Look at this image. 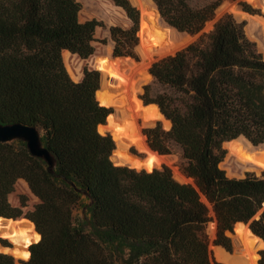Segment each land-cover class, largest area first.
Returning a JSON list of instances; mask_svg holds the SVG:
<instances>
[{"label":"trees","instance_id":"16d2710c","mask_svg":"<svg viewBox=\"0 0 264 264\" xmlns=\"http://www.w3.org/2000/svg\"><path fill=\"white\" fill-rule=\"evenodd\" d=\"M113 1L132 22L111 27L113 55L139 60L140 15L150 0H141V13L129 0ZM220 3L167 14L171 27L197 38L149 70L180 96L150 98L148 86L142 95L172 122L167 130L145 128L148 144L160 155L171 152L169 141L182 145L191 184L179 182L166 165L137 169L112 161L115 141L99 131L113 112L96 97L100 72L85 69L75 82L62 56H92L102 22H80L78 0H0V123L38 128L56 161L52 167L33 156L23 140L0 141V218L22 219L12 196L21 179L40 199L26 217L41 239L21 264H224L212 257L207 228L213 220L215 245L228 251L227 233L238 222L250 223L264 241V173L236 178L221 168L226 142L247 141L264 154V28L249 22L260 52L245 22L232 14L206 31ZM241 6L254 13L249 4ZM86 8L111 23L106 6L86 0ZM102 56L112 57L110 46ZM156 105V111L142 107L159 114ZM26 202L22 196V206ZM259 253L264 264V248ZM0 264L17 262L0 252Z\"/></svg>","mask_w":264,"mask_h":264},{"label":"rangeland","instance_id":"374dc122","mask_svg":"<svg viewBox=\"0 0 264 264\" xmlns=\"http://www.w3.org/2000/svg\"><path fill=\"white\" fill-rule=\"evenodd\" d=\"M78 1L82 5V9L79 13L80 22H85L91 19H97L98 21L102 22V26L96 28L95 35H94L95 39L93 42V45L95 47V52L92 56H90L87 59H83L79 57L77 54H72L69 52L70 55L66 57L65 56L66 52L65 51L63 52L62 56H63L66 69L70 77L75 82H79L82 80L85 69L97 70L100 72V75L103 76L104 71L97 67V62H98L99 57H108V56H102L104 54L106 47L108 46L111 47V56L115 58V56L113 55L114 41L111 36V27L120 26L122 28H129L132 25V22L127 16V13L125 12V10L122 7L118 6L113 0H93V1H96L101 7L102 6L107 7L106 12L108 13V17L111 20V23H107L105 20H102L99 17L93 15L92 13H89L88 9L86 8V0H78ZM129 1L132 5H134L131 0ZM151 1L149 3L147 13L144 16H147L149 18L152 28H149V26L144 20L142 21V24H141L142 37H140L139 45L136 48V51L138 49L137 53L140 57L139 63L133 61L135 66H132V67L134 68L129 66L123 71L120 69L118 65V71L122 73H124L125 71L124 74L129 75L128 79H126L127 81L126 80L125 81L123 80V82L119 81L113 74L108 73L106 76V80H105V86L102 85L103 92H107L114 97L121 98L122 100V104L111 106L114 115L112 117H109V123H107L110 126L109 130L111 131L112 137H114L113 138L114 141L116 137V129L118 128V126H115L116 125L115 118L122 117L123 115L122 110L128 109V111L132 110L131 113L134 114L132 118L134 122L136 121L135 123L140 128L141 130L140 133L145 137V144L149 149H152V148L148 144L147 136L144 134V129L149 128V127H156L158 124H161V126L167 130L169 128V125L165 123L164 118L160 114L159 110L158 112L160 115L156 112L157 114L156 113L152 114L151 117H148L150 121H147L145 120V118H143L144 116L140 115V111L133 109L131 107L132 101H131L130 94H129V89H130L129 84H132L136 88V90H134L133 92L135 93L136 97L141 101L142 104L145 103L144 99L142 98V95L145 93L146 86H148V89L150 92V98H155L157 95L163 94V93H168L172 96H180V93H178L174 88H172L171 86L162 84L155 77H152L149 74L148 70L151 67L153 62L163 57H166L168 55H172L178 50L186 47L187 45L195 41L197 36H193L188 33H182L173 28H169L166 24L165 18L168 13L174 10L196 9L205 4L214 2L216 0H151ZM243 2L250 5L252 10L254 11L253 14L244 11L243 7L241 6V3ZM226 3H228L229 5H233L234 8H236L237 10L231 11L229 9H224L218 12L219 9ZM134 6L137 7L138 5H134ZM225 14H232L237 21L245 22L246 27L249 31L247 35L252 41L256 43V47L258 51L260 52L259 44L256 41L258 38L257 33L254 30L253 24L250 23L252 25L251 27V25H249V22L258 24L259 26L264 28V23H263L264 22V10H262L259 6L252 4L250 0H221V3L216 10L215 18L207 24L205 30L210 31L213 28L215 22L219 20L221 17H223ZM259 19H263V22H261ZM160 32H163V33L161 35L160 40H157L156 36ZM167 33H168V39L166 36ZM141 43L144 44V46L147 48V50L149 49L148 51L150 52V53L148 52V55L150 56V59H149L150 64L146 68H144L143 66V61H144L143 55L139 49ZM150 54H153L152 57ZM95 57H97L95 60L96 66L94 65ZM131 71L133 72L132 74H131ZM144 72L146 73L148 77V80L146 81L143 79ZM154 105L156 104L153 103L147 106H151L152 110L156 111ZM246 139L248 141H251L247 137ZM168 146L171 152L167 155H163L167 157L166 161L160 164L159 165L160 167L159 166H156V167L161 168L163 165H166L172 170L174 177L179 182L194 184L191 178L189 177V173L187 171L188 164H186V161L184 159L183 152H182L180 145L176 144L173 141H169ZM224 148L226 149V155L221 164V168L226 172V174L229 177L241 178V177H244L247 173H255L258 176L263 175L264 173V154L257 153L254 147L251 146L247 141H244L241 143L226 142L224 144ZM127 151L132 156H135V155L138 157L148 156L146 151L139 149L135 145H130ZM116 156H117L116 153H114L112 157V160L114 161V163H117L115 160ZM126 165L129 166L128 164ZM12 194H13L12 195L13 197L17 198L16 205L14 206L21 207L23 211L22 215L19 216V218L27 220L28 218L26 217V214L29 211L34 210L35 206L38 203H40V199L32 193L28 183L23 179L17 182L15 186V190L14 192H12ZM22 196H25L27 198V202L25 206H22V203H21ZM210 215L213 216V214H210ZM255 218H258V217L256 216ZM210 230H213V234H211ZM1 232L2 231L0 229V239H1L2 245H4L5 249H12L13 246L16 245V242H14L10 238L2 236ZM207 233L209 237V244H210L211 250H212L211 246L222 247L219 245H215V239H216V234H217V224L215 220L209 223L208 228H207ZM227 235L231 238L233 253L234 254L237 253V250L241 252L243 250V243L241 242L242 239L240 235L237 233V236H233L229 234V232L227 233ZM249 245L251 249L255 251L256 260L257 262H259L260 258L257 254L264 248V246L263 247L258 246L256 242L255 243L251 242L249 243ZM222 248L225 250L224 247ZM4 251L5 250L0 249L1 253H7V254L12 255L15 259H19L17 256H14L11 252H4ZM214 256H215V253H214ZM215 258L218 262H221L220 260H218L216 256ZM24 260H27V259H24Z\"/></svg>","mask_w":264,"mask_h":264},{"label":"bare ground","instance_id":"6f19581e","mask_svg":"<svg viewBox=\"0 0 264 264\" xmlns=\"http://www.w3.org/2000/svg\"><path fill=\"white\" fill-rule=\"evenodd\" d=\"M131 1L134 5H138L137 7L139 9H142L141 0H131ZM250 2L254 5L259 6L262 10H264V0H250ZM224 9H229L231 11L237 10L236 8H234L233 5H229L228 3H226L219 9L218 12ZM259 20L263 22V19H259ZM139 35L142 36V31L140 32ZM139 49L143 55V60H144L143 66L144 68H146L150 64V60H149L150 56L148 55V51L145 48L144 44L141 43ZM122 62H123L122 60L115 59L114 57H99L98 62H97V67L104 71V76H107L108 73L113 74L119 81L123 82V80L125 81L126 79H128L129 75L124 74L125 71L124 73L118 71V65L120 66ZM129 65L131 67L135 66L133 63V60L129 61ZM132 73L133 72L131 71V74ZM143 79L145 81L148 80V77L145 72L143 74ZM129 87H130L129 94H130V98L132 101L131 107L133 109L140 111L141 116H144L145 118L150 117L152 115V110L146 107H142L143 105L141 101L136 97L135 93L133 92L134 90H136V88L132 84H129ZM99 98H100L99 100L101 104L106 105V106L122 104L121 98L114 97L107 92H101ZM131 111H128V109H123L122 117L115 118V121H116L115 126H118V128L116 129L115 140L119 142L118 143L119 148L115 152L117 155L115 157V160L117 162H120L119 164H128L129 166L137 168V169L139 168L141 169L143 167L147 169H152L153 167L159 166L160 164L166 161L167 157L160 155L159 153L155 151H152L146 146L145 137L140 133L141 130L138 127V125L135 123L136 121L134 122L132 118L134 114L131 113ZM109 117H112V116H109ZM99 129H100V126H99ZM130 145H135L139 149L146 151L148 155L147 160H145V162H142L136 156H132L131 154H129L127 149ZM191 180L194 183L192 178ZM202 199L203 201L206 202L204 197H202ZM0 229L2 231L1 232L2 236L10 238L14 242H16V245L13 246L12 249H5L4 247L1 246V244H0V249L5 250L4 252H11L14 256H17L18 258H21V259H28L29 258V252L27 250L28 247L33 243L39 242L41 239V234L37 231V229L35 228V225L32 222L25 220V219L4 220L3 218H0ZM236 231L242 239L241 242L243 243V250L241 252L237 250V253L230 255L226 253V251L222 247L211 246L212 250L215 253V256L218 258V260H220L221 262H224L225 264H258L256 257H255V251L251 249L249 243L256 242L258 246L263 247L264 246L263 240L253 235L246 226L236 227ZM210 232L211 234H213V230H210Z\"/></svg>","mask_w":264,"mask_h":264},{"label":"water","instance_id":"95a60500","mask_svg":"<svg viewBox=\"0 0 264 264\" xmlns=\"http://www.w3.org/2000/svg\"><path fill=\"white\" fill-rule=\"evenodd\" d=\"M143 20L147 23V25L149 26V28H152V25L150 24L149 18L147 16H144L143 17L142 15H140V31H141V24H142V21ZM166 24H167V26L169 28H173L167 22H166ZM173 29H175V28H173ZM245 30L247 31L246 24H245ZM140 31H139V34H140ZM115 58L116 59H120V60L123 61L121 63V65L119 66L122 71L125 70L126 68H128L130 66L129 65V61L130 60H133L134 62L139 63V60H136V59H134L132 57H129V56H125V57H115ZM148 72H149V74L151 76H153L152 73L150 72V70H148ZM105 80H106V76H104V75L101 76V86H100V89L96 93V97H97V99H98L99 102H100V100H99L100 99L99 98L100 97V93L103 92L102 85L105 86ZM100 104H101V102H100ZM101 105H103V104H101ZM103 106H106V105H103ZM143 106H147V104L143 103ZM156 106H157L160 114L163 116L165 123H167L169 125V128L168 129H170L172 127V122L169 119H167V117L162 113V111L159 108V106L158 105H156ZM106 107L111 108V106H108V105ZM113 115H114V113L112 112L109 116H113ZM107 123H109V118L107 119L106 124L100 125V129H99L100 133H102V134L110 133L111 134V131L109 130L110 129V126ZM241 137H243V138L246 139V137H244V136H241ZM18 139L23 140V141H25L27 143V147H28L30 153L33 156L44 159L48 163L49 166H52L53 167L55 165V162L56 161H55L54 156L42 144V141H41V132H40V130L38 128H36L34 126L22 124V123H12V124H2V123H0V141H2V142H9V141L18 140ZM173 142H175V141H173ZM118 143L119 142L117 140H115L116 148L114 150V153L119 148V144ZM175 143L178 144V145H180L177 142H175ZM180 146L182 147V145H180ZM151 150L153 151V149H151ZM182 151H183V155H184V149H183V147H182ZM112 157H113V155H112ZM136 157L138 159H140L142 162H145V160H147V157H138V156H136ZM119 163L120 162H117V163H115V165H121ZM123 165H126V164H123ZM141 169H146V168L143 167ZM153 169H155V167H153L152 170ZM205 200H206V198H205ZM210 214H213L214 215L213 211H211ZM259 215H260V213L257 214L256 216L259 217ZM3 219L4 220H10V219H7V218H3ZM11 220H15V219H11ZM27 220L30 221V222H32L29 219H27ZM239 225L246 226L253 235L257 236L253 232V230L251 229L250 223H246V222H238V223H236L235 224V227H234V231L233 232H229V234H231L233 236H237L236 227L239 226ZM35 228H36V226H35ZM257 237L260 238L259 236H257ZM0 244H1L2 247H4V245H2L1 239H0ZM30 246L28 247L29 257L31 255V252H30V249H29ZM225 251H226V253H228L230 255H233L234 254L233 251H228L226 249H225ZM257 255L260 258V253H258ZM212 257H213V260L217 261L216 258H215V256H214L213 251H212ZM21 261H25V260L24 259H21V258L16 259L17 264H21ZM258 264H261V263L258 262Z\"/></svg>","mask_w":264,"mask_h":264}]
</instances>
